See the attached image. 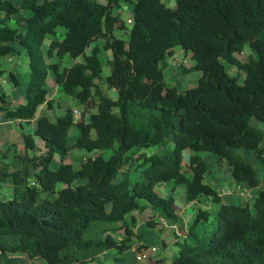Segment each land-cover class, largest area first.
<instances>
[{
    "label": "trees",
    "instance_id": "obj_1",
    "mask_svg": "<svg viewBox=\"0 0 264 264\" xmlns=\"http://www.w3.org/2000/svg\"><path fill=\"white\" fill-rule=\"evenodd\" d=\"M122 1L131 4L127 39L115 35L116 28L127 27L113 13ZM58 27L62 36L43 50L44 39ZM99 39L102 47L94 44L86 53ZM13 43L26 51L29 77L24 102L14 108L0 94L5 118L29 122L40 106L53 108L46 86L50 70L82 110L77 121L68 106L55 121L37 116L33 133H23L21 166H0V175L12 183V196L0 198V264H18L9 252L44 264H94L112 248L123 252L133 245V211L146 206L140 199L155 212L149 227L159 223L156 217L181 224L173 195L155 191L164 182L172 190L184 185L187 202L206 195L216 206L198 207L185 239L176 242V255L168 263L157 257L153 264H264V188L254 166L234 152L254 151L264 162V131L250 124L251 118L264 121V0H175L174 7L164 0H0V59L19 53ZM245 45L256 55L238 57ZM174 46L194 60L185 72H201L192 87L179 90L164 80ZM102 49L111 52L105 77ZM65 54L82 60L61 70L59 59L49 61ZM227 66L237 73L229 74ZM9 76L18 84L14 73ZM101 83L115 91V99ZM72 124L78 135L69 144ZM34 136L44 149L30 155L38 149ZM152 147L159 151L146 150ZM74 148L112 152L108 158L86 156L75 167L65 161ZM185 150L191 153L184 165ZM200 151L226 160L233 178L256 188L251 204L222 201L204 182L208 163ZM56 156L59 162L51 167ZM97 223L110 224L99 229L100 238L90 235ZM119 228L125 235L117 239L109 232Z\"/></svg>",
    "mask_w": 264,
    "mask_h": 264
},
{
    "label": "rangeland",
    "instance_id": "obj_2",
    "mask_svg": "<svg viewBox=\"0 0 264 264\" xmlns=\"http://www.w3.org/2000/svg\"><path fill=\"white\" fill-rule=\"evenodd\" d=\"M17 5L20 4L21 0H13ZM41 2L42 0H38ZM100 3H106L107 0H95ZM169 7H174L175 0H164ZM25 15L29 14V11L23 10ZM114 14H118V16L125 22L126 28H116L115 35L117 37L127 39L128 38V19L131 15V4L127 2H121L118 7L113 9ZM57 34L51 35L48 34L42 43V49L45 50L53 38H59L63 34V27L57 28ZM102 40H97L92 43L87 49L86 53L90 52L91 47L94 44H97L99 47H102ZM15 47L18 49L19 53L11 56L8 60V57H4L0 59V94L4 93L5 99L9 107L14 108L19 103L24 102V90L26 87V83L29 77V63L28 56L23 47L19 46L15 43ZM252 54L253 56L256 53L248 46L245 45L241 54H238V57L245 58L247 55ZM111 57V52L105 51L102 49L101 60H102V76L105 77L109 74V64L107 59ZM60 63V70L64 67H68L75 62H79L82 60L81 56L76 58H72L68 54L63 55L61 58L53 57L49 61H58ZM167 65L164 68V80L169 86H176L179 90L184 88L192 87L196 84L201 72L196 69H190L185 72L187 68H190L194 65V60L191 57L190 53H185V51L180 46H174L173 54L166 56ZM229 74H236L237 69L232 66H227ZM2 71V72H1ZM12 72L17 77L18 84L14 85L11 81L9 73ZM243 75L239 77V82H242ZM104 91L110 96L112 99L116 98V93L112 89H108L104 83H101ZM46 86L48 88V98L53 99L55 102L53 104V108L47 109L46 105H42L37 110V116L40 114H45L51 121H55L57 116L64 113L65 107H71L73 109L74 121H77L80 118L82 105L78 103V101L66 94H64L61 88L54 82L53 72L50 70L48 72ZM1 103V99H0ZM75 110V111H74ZM92 111H95L93 109ZM4 111L0 109V118L4 120H0V166L8 171L13 169H17L21 166L22 157L24 155V140L23 133H33L35 125H36V117L29 122L19 121V120H10L6 119L3 115ZM89 114L85 115V120H88ZM250 124L254 128L264 131V121L257 120L255 118L250 119ZM78 135L77 127L72 124L69 128L68 132V143L72 144ZM36 137V136H34ZM36 144L38 149L35 151L29 150V154H38L43 148V143L39 138H36ZM170 148L173 147V143L171 142L168 145ZM260 146L263 148V157H264V140L261 142ZM148 152L156 151L159 149L157 147H152L146 149ZM188 154L185 155L183 152V162L184 165L188 161L190 150H187ZM112 152V149H103V150H94L88 152L83 149L74 148L71 150L69 156L65 161H70L75 167L80 165V161L86 156H94L96 154H102L105 158H108ZM238 156L250 162L257 171V176L260 181L264 178V162L256 157L255 152L247 151L243 148H236L234 151ZM200 156H202L208 163V172L205 174L204 182H212L216 183V181H212L210 178L209 171L216 172L215 166L217 165L216 157L210 152L200 151L198 152ZM59 162V158L56 156L51 167H55ZM224 166V165H223ZM1 171V169H0ZM122 176L121 173L117 175L116 178H120ZM131 180H135L136 174H129ZM166 185L161 184L156 185L155 189L159 193L162 191L170 193L173 195L175 199L176 211L181 215V224L170 225L166 220L159 221L156 226L149 227L146 224V221L149 217H154L155 212L151 209L147 202L140 199V203L146 205L144 208L140 210L133 211V216L135 218V224L131 227L135 233L133 236V245L131 248L124 250L123 252H118L115 248H112L107 251V253L103 255H98L93 261L94 264H153L155 258L162 257L165 263H168L172 260V258L176 255L178 251V245L176 242L182 241L185 239V231L186 227L192 219L194 218L195 212L197 210L196 205L186 204L184 193L185 187L184 185H177L173 190L171 188V182H164ZM61 184L58 183L57 189L61 188ZM165 188V189H164ZM264 185L262 184V187ZM12 196V183L9 180V177L6 175H0V198L7 199ZM203 199H205L206 195H201ZM246 197V196H245ZM252 200H250L251 202ZM212 201L210 200V203ZM209 202H203L199 207L205 209H213L214 205ZM251 204V203H250ZM185 207V209H184ZM184 210V211H183ZM129 219V215L126 216ZM158 220L159 218L156 217ZM160 220V219H159ZM99 223V222H98ZM97 223V224H98ZM118 225V224H116ZM180 225L182 226V230H180ZM103 226H110V224L100 225L98 224L96 227L90 232V235L94 238L103 237V235L99 234L98 231ZM115 238L119 239L123 237L124 231L123 229H117L115 231H110ZM137 234V235H136ZM139 235V236H138ZM142 244V245H141ZM137 245H140V248H137ZM141 250H145L148 253V258L142 261H137L135 259V254L140 252ZM8 256L14 257L18 264H44V262L40 258L30 259L23 253H7ZM91 263V262H89Z\"/></svg>",
    "mask_w": 264,
    "mask_h": 264
},
{
    "label": "crops",
    "instance_id": "obj_3",
    "mask_svg": "<svg viewBox=\"0 0 264 264\" xmlns=\"http://www.w3.org/2000/svg\"><path fill=\"white\" fill-rule=\"evenodd\" d=\"M13 45L15 46V43H13ZM10 58L11 57H8V60ZM0 120H4V119L0 118ZM35 140H36V137H35ZM184 154L187 155L188 151L185 150ZM215 159L217 162V165L215 166L216 172L213 173L214 172V169H213V171H209V173L211 174L210 175L211 180L216 181V183L214 184L212 182H208V184H210L213 188H215L219 192L223 202L242 204V203L248 201L249 203H251L252 201L250 202V200H253V196L255 194L256 188H249L244 181H239V180L233 178L230 174V168H229L226 160L219 159L217 157ZM186 174L189 175V171H187ZM161 184L166 185L167 183H161ZM161 184H159V185L161 186ZM262 184L264 185V178L261 181L259 179V187L260 188L262 187ZM155 191H156V189H155ZM164 191H162V193H159L158 191H156V192L158 194H160L161 196H168L170 194L167 192L164 193ZM203 200L207 203L208 202L210 203L211 199L208 196L205 199H203L202 196L200 195L197 199H195L193 201H190V202H187L186 200L185 201H186V204L196 205V208H197L201 205ZM210 204L212 205V202ZM213 205H214V207L216 206V204H214V203H213ZM184 209H185V207H184ZM180 217H181V215H180ZM159 219L158 220L161 222L162 218H159ZM188 226H189V224L187 226H185L186 229L188 228ZM105 253H107V251L101 253L100 255H103Z\"/></svg>",
    "mask_w": 264,
    "mask_h": 264
},
{
    "label": "built area",
    "instance_id": "obj_4",
    "mask_svg": "<svg viewBox=\"0 0 264 264\" xmlns=\"http://www.w3.org/2000/svg\"><path fill=\"white\" fill-rule=\"evenodd\" d=\"M128 23H131L130 18L128 19ZM162 221H164V219H162ZM147 258H148V253L145 250H141L140 252L135 254V259L137 261H142V260L147 259Z\"/></svg>",
    "mask_w": 264,
    "mask_h": 264
}]
</instances>
